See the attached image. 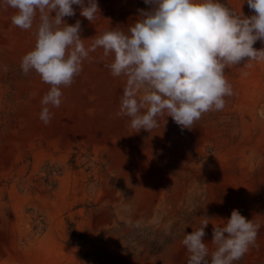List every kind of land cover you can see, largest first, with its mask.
<instances>
[{"label":"bare ground","instance_id":"1","mask_svg":"<svg viewBox=\"0 0 264 264\" xmlns=\"http://www.w3.org/2000/svg\"><path fill=\"white\" fill-rule=\"evenodd\" d=\"M97 3L100 13L92 22L80 15V7L76 5L73 6L75 15L63 18L69 25H74L77 20L81 22L80 35L85 39L86 48L105 31L116 28L126 32L139 16L134 12V0H117L116 6L111 7L101 0ZM121 6L125 9H120ZM14 14V9H6L4 5L0 8V47L11 52V58L24 56L34 48V33L40 22L37 12L32 29L22 30L12 24ZM112 59V56L103 55L102 48L90 52L83 61L80 74L70 86L62 88V103L59 108L50 109L53 115L47 125L39 117L41 99L49 85L34 71L25 75L26 80L20 82L12 99H5L0 84V126L7 129V147L0 149V172L14 174L15 180L24 188L19 192L9 184L6 192V184L0 183V227H6L7 234L14 237L10 229L13 216L26 218V209L33 205L45 212L51 223L56 218L54 208L62 205L66 191L76 181L71 174L72 166L67 163L70 150L66 147L76 141L90 143V153L96 159L108 160L107 171L112 173L106 198L115 210L102 213L96 224H102L98 231L101 241L105 239L112 245V253L117 257L120 255L122 263L127 260L128 264H154L147 260L154 256V250L147 254L152 237L159 236V241L163 242L172 235L170 248L175 259L170 264H187L189 253L182 244L184 235L178 236L176 232L198 228L197 212L220 202L219 192L224 181L236 194L251 195L253 199L257 195L254 175L264 162L262 65L252 62L251 67L243 64L226 68L225 76L233 95L225 97L222 111L205 113L191 129H181L165 115L158 118L157 128L137 132L130 127V118L117 115L127 78L111 74L107 65ZM10 113L11 120L3 121L2 116L9 117ZM228 123L232 139L226 143L218 138V132L226 129ZM45 158L55 159L64 166L63 176L58 177L60 185L55 198H49L42 184L34 181ZM261 205V202L255 204L259 209ZM7 207L9 213H6ZM230 215L231 211L227 210L216 219L201 217L202 222L207 220L209 223L203 237L209 255L215 249L211 242L213 233L209 231L213 232V225L222 224ZM61 220L60 217L58 224ZM48 228V232L36 241L37 248L34 245L22 250L11 240L0 262L52 263L55 255L67 249L55 227L49 225ZM138 229L139 236L129 246L123 235ZM147 232L152 233L149 239H146ZM168 248L165 244L164 249ZM163 255L166 257V253L161 257ZM254 256L257 258L252 253L250 259Z\"/></svg>","mask_w":264,"mask_h":264},{"label":"clouds","instance_id":"2","mask_svg":"<svg viewBox=\"0 0 264 264\" xmlns=\"http://www.w3.org/2000/svg\"><path fill=\"white\" fill-rule=\"evenodd\" d=\"M253 15H237L219 0H144L147 10L125 32L113 28L96 36L86 48L81 22L69 25L64 17L80 15L92 22L100 9L97 0H3L15 10L12 24L22 30L39 24L34 48L21 58V70L34 71L49 90L41 99L40 120L47 125L51 108L62 103V88L70 86L82 71L90 52L103 49L112 56L108 68L114 77H126L117 115L130 118V127L152 131L159 117H171L181 129H191L205 113L222 111L225 97L233 95L225 69L264 62V0H246ZM7 71V67L4 68ZM223 226L213 225L211 252L203 240L204 220L182 244L189 253L187 264H234L255 244L259 226L238 209Z\"/></svg>","mask_w":264,"mask_h":264},{"label":"rangeland","instance_id":"3","mask_svg":"<svg viewBox=\"0 0 264 264\" xmlns=\"http://www.w3.org/2000/svg\"><path fill=\"white\" fill-rule=\"evenodd\" d=\"M101 1H103V3H107L108 6L111 7L116 6L115 3L117 0ZM134 2V12L138 14V9L147 10L149 8V6L144 3V0H134ZM219 2L231 9L237 15L243 14L245 17H250L254 14L253 11L249 9L246 0H219ZM2 6L3 0H0V8ZM123 7L124 6H121L120 9L124 10L125 8ZM1 23L0 16V30L2 27ZM255 46L257 47V50L262 49L264 48V42L258 40L253 45V47ZM10 53L8 50L0 47V84L5 91V99L7 100L16 96V91L18 90L20 82L26 80L25 74L22 72L20 66L21 58L23 56L11 58ZM259 63H261L263 68L261 70L264 71V62ZM5 66L7 67V71L4 70ZM226 70L227 69H225V72ZM232 105L233 104H231L230 107ZM11 116L12 114L10 113L9 117L2 116V119L3 121H9L11 120ZM258 117H261V114L258 113ZM226 122L227 120L225 123ZM228 125H230V123H228L227 126ZM6 130L7 129L4 125L0 126V149L2 150L7 147V141L5 139ZM229 130L230 126L222 131H219L218 138L221 141L225 140L226 143L229 142L232 139L229 134ZM66 148H69L70 150V152L67 153V163L71 164V174L76 181L75 184H71V187L66 191L65 199L62 205L59 208H54L56 218L50 223L47 214L35 205L29 206L26 209L27 217L24 219H20L18 215H14L13 217L15 218H13L14 220L12 219L10 224V229L15 234L14 237H10V235L7 234L8 230L6 227H0V261L2 262V259H4L6 255V245H9L11 240L13 245L15 244L22 250H26L27 248L33 247L36 241L48 232L49 225H52V227H55V231L58 232L59 235L61 234L60 240L66 246L67 250L55 255V257L51 260L52 263L50 262L49 264H128V261L125 258L126 263H122V257H120V255L117 257L112 253L111 244H109L105 239H102L101 241L98 231L102 224L99 222L98 226L96 225L102 213H112V211L115 210L114 205L112 206L111 201L109 202L108 198H106L107 191L109 192V187L112 181V173L107 171L109 161L94 158L90 153L92 150L90 143L79 141L71 142ZM263 170L264 162L262 167L255 171L254 176L257 195L254 199L251 195L240 193L236 194L232 191L231 186L224 181V184L222 185V188H220L219 192V196L222 197L220 202L216 203V205L210 206L207 210L197 212L198 219L195 222L200 226L203 219H216L223 211L238 209L241 215H243L246 219L252 220L254 224L259 223V210L264 213ZM8 174L9 175L1 174L2 176H0L1 185L6 184L4 186L5 191L7 192V188L10 185H14L19 192H23L24 188L21 186L19 181L15 180V175L11 173ZM63 174L64 166H62L60 162L55 159L51 160L49 158H45L40 163L39 172L34 175V181L42 184L44 192L49 195V198H55L59 192L60 183L58 177L63 176ZM259 202L262 204L260 209L255 206V204ZM9 212L10 209L7 207L6 213ZM60 217L62 220L61 223L58 224V219ZM190 219L191 217H189V220ZM224 223L225 221H223L222 224L220 223L218 226H223ZM121 225H124V223H121ZM109 229H112V227ZM138 232L139 229L138 231L134 230L133 233L127 232V234L123 235L124 240L129 243V246L132 245L131 243L136 241L135 237L139 236ZM191 232L192 230L190 229H185L184 232L179 229L176 232V235L185 236L186 233ZM209 232L211 234L213 233L211 231ZM262 233H264V231ZM150 235H152V233L147 232L146 236L148 237H146V239H149ZM15 237L19 238V240L14 241L13 239ZM171 237L172 235L166 237L167 239L163 242L159 241V236L152 237L147 254L153 252L154 250V256L147 259L149 262H153L154 264H170L175 259V256L172 253L173 249L170 248V245H172L170 241ZM165 244L169 245L168 249H164ZM36 245L35 248L38 247H36ZM258 246L259 243L255 241V244L250 246L248 252L240 260L235 261L234 264H264V259L259 257L260 253L258 252ZM163 252L166 253V257L163 255L164 258L161 257V255L164 254ZM252 253L255 254L257 258L254 256L251 260L250 256ZM1 262L0 264H2ZM19 262L18 264H31L24 261Z\"/></svg>","mask_w":264,"mask_h":264},{"label":"crops","instance_id":"4","mask_svg":"<svg viewBox=\"0 0 264 264\" xmlns=\"http://www.w3.org/2000/svg\"><path fill=\"white\" fill-rule=\"evenodd\" d=\"M256 224L259 226L258 236H257L258 238H256V242L259 243L258 252L261 254V255L259 254V257L261 259H264V233H262L264 231V213L261 212L260 210H259V223Z\"/></svg>","mask_w":264,"mask_h":264}]
</instances>
